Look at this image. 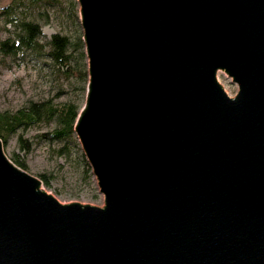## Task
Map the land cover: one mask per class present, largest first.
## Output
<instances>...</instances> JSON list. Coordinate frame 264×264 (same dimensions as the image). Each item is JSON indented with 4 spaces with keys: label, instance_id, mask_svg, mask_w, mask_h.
I'll return each instance as SVG.
<instances>
[{
    "label": "water",
    "instance_id": "1",
    "mask_svg": "<svg viewBox=\"0 0 264 264\" xmlns=\"http://www.w3.org/2000/svg\"><path fill=\"white\" fill-rule=\"evenodd\" d=\"M76 2L103 206L59 202L0 140V264H264V0Z\"/></svg>",
    "mask_w": 264,
    "mask_h": 264
},
{
    "label": "rangeland",
    "instance_id": "2",
    "mask_svg": "<svg viewBox=\"0 0 264 264\" xmlns=\"http://www.w3.org/2000/svg\"><path fill=\"white\" fill-rule=\"evenodd\" d=\"M11 1L0 0V39L11 36L9 32L13 30L4 24L5 16L1 14L2 9ZM24 1L26 5L21 12L41 26V43L46 44L56 34L67 37L71 42L72 60L76 62L78 52L74 45L79 38L82 40L76 0H44L40 6H31L29 1ZM72 1L76 2L75 9ZM75 62H71L76 68L75 76L67 78L62 71L52 69L42 54L26 52L16 58L0 57V113L14 114L29 103L43 101H51L56 106L72 104L80 110L85 102L87 82L81 83L78 78L81 66ZM85 63L87 73L86 57ZM217 80L229 97L236 95L237 86L224 73L219 72ZM56 126V122L40 123L18 131L7 139L4 146L6 155L10 160L16 158L21 161L30 175L38 179L43 176L47 181L46 185L42 182L43 189L59 202L102 207L103 197L99 194L91 171L88 173L83 166V161H87L77 138L75 143L78 146L70 141L63 154L60 153L63 145L49 143L42 138V135L51 133ZM20 136L30 145L29 154L21 150L18 140Z\"/></svg>",
    "mask_w": 264,
    "mask_h": 264
},
{
    "label": "trees",
    "instance_id": "3",
    "mask_svg": "<svg viewBox=\"0 0 264 264\" xmlns=\"http://www.w3.org/2000/svg\"><path fill=\"white\" fill-rule=\"evenodd\" d=\"M31 6H40L44 0H27ZM24 0H12L11 3L2 9L1 14L5 16L4 24L11 26L13 30L11 36L0 39V57L16 58L26 52L44 55L52 69L62 71L66 77H74L76 68L72 66L71 42L62 35H53L46 44L41 43V26L34 20L29 19L27 14H22L21 9L25 7ZM72 7H77L76 2L72 1ZM77 48L78 59L81 70L78 71V78L81 83L87 82L86 63L84 47L81 38H79L74 48ZM75 62V63H76ZM78 67V66H77ZM79 113V107L72 104L56 106L51 101L38 103H29L25 108L18 110L14 114L0 113V140L5 146L7 139L20 130L34 127L40 123L49 124L56 122V128L51 133L42 135V138L49 143L63 145L60 153L63 154L66 144L73 141L75 146L76 137L74 134V124ZM19 145L25 154L30 153V145L27 141L19 137ZM11 161L20 169L27 171L25 165L18 159L11 158ZM83 166L89 173L91 170L88 164L83 161ZM45 185L47 181L43 176L39 178Z\"/></svg>",
    "mask_w": 264,
    "mask_h": 264
}]
</instances>
